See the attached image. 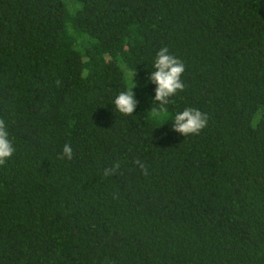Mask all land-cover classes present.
Segmentation results:
<instances>
[{
	"label": "trees",
	"instance_id": "16d2710c",
	"mask_svg": "<svg viewBox=\"0 0 264 264\" xmlns=\"http://www.w3.org/2000/svg\"><path fill=\"white\" fill-rule=\"evenodd\" d=\"M161 47L185 87L154 118ZM0 118V264H264V0H0Z\"/></svg>",
	"mask_w": 264,
	"mask_h": 264
},
{
	"label": "clouds",
	"instance_id": "9594fccd",
	"mask_svg": "<svg viewBox=\"0 0 264 264\" xmlns=\"http://www.w3.org/2000/svg\"><path fill=\"white\" fill-rule=\"evenodd\" d=\"M185 71L184 63L176 56L170 54L167 47H161L156 53L154 61V71H152L149 79L156 85L154 101L158 102L160 107H152L151 115L154 118H159L162 115H167V107L169 104V98L182 92L184 90V83L181 79ZM136 72L132 74V85L127 87L126 90L121 91L114 99L115 109L127 116H132L136 106L137 99L134 91L135 86L134 76ZM208 117L205 113L199 109L188 107L183 111H180L174 116V123L172 125L173 130L180 133L184 137L189 135L199 134L200 131L207 126ZM15 148L12 141L9 139V131L3 118H0V166L6 164V161L13 155ZM74 152L69 144L63 146L62 155L60 159L67 158L73 159ZM137 164L141 162L136 161ZM143 167V165H141ZM115 168H119V164L115 165ZM114 168L109 167L104 169V175H113Z\"/></svg>",
	"mask_w": 264,
	"mask_h": 264
},
{
	"label": "rangeland",
	"instance_id": "374dc122",
	"mask_svg": "<svg viewBox=\"0 0 264 264\" xmlns=\"http://www.w3.org/2000/svg\"><path fill=\"white\" fill-rule=\"evenodd\" d=\"M67 1V0H66Z\"/></svg>",
	"mask_w": 264,
	"mask_h": 264
}]
</instances>
